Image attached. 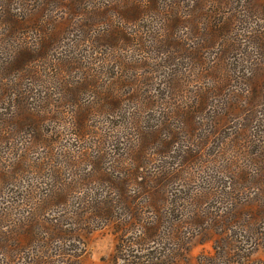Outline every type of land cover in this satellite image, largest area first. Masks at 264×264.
I'll return each mask as SVG.
<instances>
[{"label":"rangeland","instance_id":"374dc122","mask_svg":"<svg viewBox=\"0 0 264 264\" xmlns=\"http://www.w3.org/2000/svg\"><path fill=\"white\" fill-rule=\"evenodd\" d=\"M46 1L0 0V264H264V0Z\"/></svg>","mask_w":264,"mask_h":264},{"label":"trees","instance_id":"16d2710c","mask_svg":"<svg viewBox=\"0 0 264 264\" xmlns=\"http://www.w3.org/2000/svg\"><path fill=\"white\" fill-rule=\"evenodd\" d=\"M49 2V0H47L46 1V3H48ZM10 15H11V13H9ZM8 14V15H9ZM7 15V16H8ZM25 16H29V14L27 13V15H25ZM11 18H10V20L8 21V27L6 26V29L5 30H8V29H12V30H15L22 22H23V18H25L24 16H19V14L18 15H12V16H10ZM123 18V17H122ZM18 51L19 50H12L11 52H10V54H11V57L13 56V53H18ZM147 228H150V229H153L154 230V228H155V226L154 225H152V226H148ZM151 231L150 232V234H152L154 231ZM130 264H144V263H141V262H137V261H131L130 262Z\"/></svg>","mask_w":264,"mask_h":264}]
</instances>
